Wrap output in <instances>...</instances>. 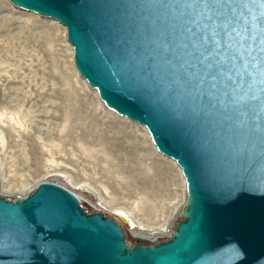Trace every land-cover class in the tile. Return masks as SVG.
I'll return each mask as SVG.
<instances>
[{
	"label": "water",
	"instance_id": "1",
	"mask_svg": "<svg viewBox=\"0 0 264 264\" xmlns=\"http://www.w3.org/2000/svg\"><path fill=\"white\" fill-rule=\"evenodd\" d=\"M9 1L64 25L79 75L175 161L186 200L166 239L132 244L55 182L0 195V264H264L262 0Z\"/></svg>",
	"mask_w": 264,
	"mask_h": 264
},
{
	"label": "rangeland",
	"instance_id": "2",
	"mask_svg": "<svg viewBox=\"0 0 264 264\" xmlns=\"http://www.w3.org/2000/svg\"><path fill=\"white\" fill-rule=\"evenodd\" d=\"M41 181L117 219L135 243L166 239L186 200L175 161L79 75L64 25L0 0V195Z\"/></svg>",
	"mask_w": 264,
	"mask_h": 264
},
{
	"label": "snow or ice",
	"instance_id": "3",
	"mask_svg": "<svg viewBox=\"0 0 264 264\" xmlns=\"http://www.w3.org/2000/svg\"><path fill=\"white\" fill-rule=\"evenodd\" d=\"M204 3H205V7H215L216 6L215 4H209V3H207L206 0H205ZM261 4L264 5V0H262ZM211 35H212V41H211V43L214 44L215 48H220L221 47V45L219 43V39H221L220 34L215 33V32H212ZM203 39H204L205 42H208L207 35L204 36ZM232 70H234V65H233L232 68H229V67L228 68H220L219 69V74L221 76H223L225 73L231 72ZM213 79H215V77H213Z\"/></svg>",
	"mask_w": 264,
	"mask_h": 264
},
{
	"label": "trees",
	"instance_id": "4",
	"mask_svg": "<svg viewBox=\"0 0 264 264\" xmlns=\"http://www.w3.org/2000/svg\"><path fill=\"white\" fill-rule=\"evenodd\" d=\"M87 211H89L88 209H86ZM123 229H124V227H123ZM124 231H125V229H124ZM125 233H126V231H125ZM126 240H128L130 243H132V244H134L135 243V241L134 240H132L131 238H129L128 237V235H127V233H126Z\"/></svg>",
	"mask_w": 264,
	"mask_h": 264
},
{
	"label": "built area",
	"instance_id": "5",
	"mask_svg": "<svg viewBox=\"0 0 264 264\" xmlns=\"http://www.w3.org/2000/svg\"><path fill=\"white\" fill-rule=\"evenodd\" d=\"M149 241H150V243H153V242L157 241V239L156 238H152V239H149Z\"/></svg>",
	"mask_w": 264,
	"mask_h": 264
},
{
	"label": "bare ground",
	"instance_id": "6",
	"mask_svg": "<svg viewBox=\"0 0 264 264\" xmlns=\"http://www.w3.org/2000/svg\"><path fill=\"white\" fill-rule=\"evenodd\" d=\"M121 219H122V218H121ZM135 234H137V235H138V234H141V232H140V231H137V232H135Z\"/></svg>",
	"mask_w": 264,
	"mask_h": 264
}]
</instances>
